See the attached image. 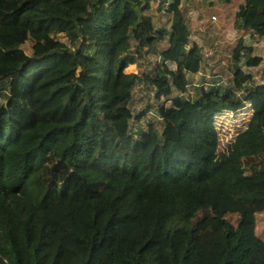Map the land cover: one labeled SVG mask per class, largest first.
Listing matches in <instances>:
<instances>
[{"label":"trees","instance_id":"16d2710c","mask_svg":"<svg viewBox=\"0 0 264 264\" xmlns=\"http://www.w3.org/2000/svg\"><path fill=\"white\" fill-rule=\"evenodd\" d=\"M182 1L0 0V264H264V0H224L249 43L191 99Z\"/></svg>","mask_w":264,"mask_h":264},{"label":"rangeland","instance_id":"374dc122","mask_svg":"<svg viewBox=\"0 0 264 264\" xmlns=\"http://www.w3.org/2000/svg\"><path fill=\"white\" fill-rule=\"evenodd\" d=\"M158 3V1L153 3L150 13L157 24H161L167 29L169 20L157 11ZM240 5L241 2L226 3L224 0L182 1L181 10L190 31L191 46L197 47L202 59L200 74L187 76L188 91L184 95L185 98L194 97V89L202 87L204 81L215 82L216 86L222 88L230 87L234 71L238 67L232 63V51L239 39H244L246 43H249L244 32L234 28L235 14ZM211 17H215L216 21H212ZM165 47L164 43L159 44L158 50L161 51ZM23 49L27 54H31L28 44L24 45ZM254 55L262 58V65L257 69L243 68V70L253 76L254 85L264 84V42L255 46ZM155 59L156 57L150 54L143 62H140L138 67H129L127 71L141 75L147 72ZM153 96L151 88L138 83L132 92V112L136 113L147 109L153 113L155 110ZM240 97L243 96L240 95ZM150 117L151 113L141 120L140 125L143 129L146 128V122ZM42 195L43 191L37 192L36 196L38 197L34 195V201L37 204H43ZM256 234L264 241V213L256 216Z\"/></svg>","mask_w":264,"mask_h":264},{"label":"built area","instance_id":"2783aa9c","mask_svg":"<svg viewBox=\"0 0 264 264\" xmlns=\"http://www.w3.org/2000/svg\"><path fill=\"white\" fill-rule=\"evenodd\" d=\"M211 20H212V21H216V18H215V17H211Z\"/></svg>","mask_w":264,"mask_h":264}]
</instances>
